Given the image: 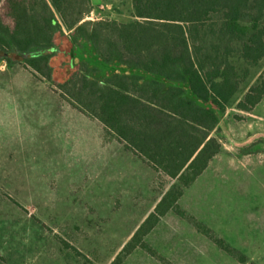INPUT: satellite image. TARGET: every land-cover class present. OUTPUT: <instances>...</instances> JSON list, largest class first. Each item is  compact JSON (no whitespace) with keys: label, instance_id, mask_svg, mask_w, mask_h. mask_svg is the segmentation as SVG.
Returning a JSON list of instances; mask_svg holds the SVG:
<instances>
[{"label":"rangeland","instance_id":"rangeland-1","mask_svg":"<svg viewBox=\"0 0 264 264\" xmlns=\"http://www.w3.org/2000/svg\"><path fill=\"white\" fill-rule=\"evenodd\" d=\"M92 3L84 20L135 19L132 0ZM2 61L0 264H86L83 255L110 264L173 181L124 142L105 140L103 124L63 99L58 84ZM263 68L264 59L227 109L222 151L180 199L247 261L169 212L145 240L172 264H264V99L251 112L236 107ZM65 69L61 62L57 79ZM162 261L137 248L124 264Z\"/></svg>","mask_w":264,"mask_h":264},{"label":"trees","instance_id":"trees-1","mask_svg":"<svg viewBox=\"0 0 264 264\" xmlns=\"http://www.w3.org/2000/svg\"><path fill=\"white\" fill-rule=\"evenodd\" d=\"M132 4L135 19L120 22L84 20L92 0H0V57L58 84L63 99L103 124L105 140L124 142L173 181L110 264L137 248L172 264L145 240L169 212L243 263L180 199L222 151L227 109L264 59V0ZM61 62L67 75L57 79ZM263 99L264 68L236 107L251 112Z\"/></svg>","mask_w":264,"mask_h":264},{"label":"built area","instance_id":"built-area-1","mask_svg":"<svg viewBox=\"0 0 264 264\" xmlns=\"http://www.w3.org/2000/svg\"><path fill=\"white\" fill-rule=\"evenodd\" d=\"M100 8H101V9H104V8H106V6H105V5H101ZM94 15H95V10L91 11L89 16H91V18H92ZM88 18H89V17H88Z\"/></svg>","mask_w":264,"mask_h":264},{"label":"crops","instance_id":"crops-1","mask_svg":"<svg viewBox=\"0 0 264 264\" xmlns=\"http://www.w3.org/2000/svg\"><path fill=\"white\" fill-rule=\"evenodd\" d=\"M7 90H9V88H7ZM6 92H4V91H2V92H0V96H2L3 94H5ZM0 99H1V97H0ZM3 100V99H2ZM8 104V103H7ZM258 106V105H257ZM10 107V106H9ZM161 198V197H160ZM159 198V199H160ZM158 202V201H157ZM157 204V203H156ZM145 219V218H144ZM159 225V224H158ZM157 227V226H156ZM155 229V228H154Z\"/></svg>","mask_w":264,"mask_h":264},{"label":"water","instance_id":"water-1","mask_svg":"<svg viewBox=\"0 0 264 264\" xmlns=\"http://www.w3.org/2000/svg\"><path fill=\"white\" fill-rule=\"evenodd\" d=\"M4 61L0 62V66L3 64Z\"/></svg>","mask_w":264,"mask_h":264}]
</instances>
